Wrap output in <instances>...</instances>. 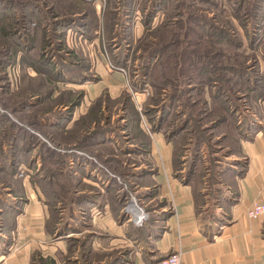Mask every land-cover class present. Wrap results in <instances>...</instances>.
<instances>
[{
  "label": "rangeland",
  "instance_id": "1",
  "mask_svg": "<svg viewBox=\"0 0 264 264\" xmlns=\"http://www.w3.org/2000/svg\"><path fill=\"white\" fill-rule=\"evenodd\" d=\"M28 2L0 11L1 138L17 132L15 153L41 183L51 235L63 241L54 263L109 264L114 252L90 246L88 198L99 200L100 213L106 205L115 219L131 220L134 200L144 220L133 223L151 225L150 212L162 206L139 201L135 185L147 184L131 172L158 157L154 138L165 144L188 120L175 160L199 158L194 144L201 143L202 157L207 151L209 160L229 164L240 159L238 140L264 134L257 116L264 106V0ZM22 15L28 43L3 33ZM218 101L238 111L237 118L225 115L232 126H210L224 115L214 111ZM97 172L112 178L107 186Z\"/></svg>",
  "mask_w": 264,
  "mask_h": 264
},
{
  "label": "crops",
  "instance_id": "2",
  "mask_svg": "<svg viewBox=\"0 0 264 264\" xmlns=\"http://www.w3.org/2000/svg\"><path fill=\"white\" fill-rule=\"evenodd\" d=\"M258 110L259 124L264 126V106ZM182 132L169 135L165 144L154 138L158 157L153 156L148 166L141 165L151 170L131 172L147 184L135 185L139 201L145 207L153 202L162 206V213L150 212L151 225L137 226L120 215L115 219L106 205L100 213L94 208L99 200L88 198L92 250L106 255L114 252L109 264H155L177 251L182 254L181 264H264V221L246 215L252 202L264 201V134L238 140L240 159L228 164L209 160L207 151L202 157L203 145L195 150L199 158L189 161L184 156L176 161L175 143ZM15 133L7 140L0 134V264H37L51 257V249L56 263L62 237L53 240L47 198L26 160L15 153ZM16 161L18 167H14ZM21 171L25 173L22 178L17 176ZM97 173L96 179L106 186L112 180ZM84 181L91 184L90 178ZM137 211L135 220L141 214ZM68 228L72 226L67 224Z\"/></svg>",
  "mask_w": 264,
  "mask_h": 264
},
{
  "label": "trees",
  "instance_id": "3",
  "mask_svg": "<svg viewBox=\"0 0 264 264\" xmlns=\"http://www.w3.org/2000/svg\"><path fill=\"white\" fill-rule=\"evenodd\" d=\"M16 3H18L19 5H23V3L24 4H27V3H29L28 2V0H0V11H5V9L6 8H13L14 6L15 7H17V6H19L18 4H16ZM6 10H8V9H6ZM21 16H19L18 18H20ZM22 17H24V20H23V18H22V21H21V19L18 21V24L15 26L14 25V23H12L11 25H8V27L6 28V32H5V30H3L4 32V34H6L7 36H9V37H11V38H13V37H15V36H19V38L20 37H23L24 38V40L25 41H27V43H28V39H27V35H26V30H27V27H26V17L25 16H23L22 15ZM85 19V18H84ZM94 21V19H92L91 20V22H93ZM85 23H86V26L87 27H89V26H91L92 24L91 23H88V21L86 20L85 21ZM255 42V41H254ZM27 43H26V46H27ZM161 52H162V56H164V51H163V49H161ZM160 51H158V56H159V53H161ZM10 54H8V56H9ZM173 61V60H172ZM0 62H1V59H0ZM158 62H159V60H158ZM158 62H157V64L156 65H154V69H156L157 71H158ZM9 63H11L10 61H9ZM2 65V64H1ZM174 67H176V65L174 64ZM169 79H167V80H164V82H167ZM182 81H184V80H182ZM171 101L173 100V101H175V97H170L169 98ZM215 100H218V99H215ZM223 100V99H222ZM221 101V100H220ZM218 103H221V102H217V104H216V107H215V109H214V111L215 112H217V114L218 115H220L221 113H224V115H222L221 117H219V118H216V121H214V122H212L211 123V125L210 126H215V127H217L218 125H224L225 126V128H226V126L228 127L229 125H233L234 123V119L232 118V117H227V116H225L226 114H230V115H232V116H236L237 115V112L238 111H234L233 109H232V111H230V112H228V110H226V109H224L222 106H220V104H218ZM237 110V109H236ZM236 118H237V116H236ZM185 121H188V120H185ZM184 121V122H185ZM183 122V123H184ZM200 123H201V121H200ZM235 125H238V123L236 124V122H235ZM195 127V126H194ZM203 129H207V124L204 126V127H202ZM182 129L181 128H178V131H173L170 135H172V134H174V133H177V132H180ZM10 135H11V133L8 135V139L10 138ZM198 138H199V135H198ZM197 138V139H198ZM144 141V140H143ZM201 143H195L194 145L197 147L198 146V148H199V145H200ZM195 150H198L197 148L196 149H194V151ZM18 162L16 161L15 162V166L14 167H18V165H16ZM43 168H46L45 167V165H44V162L42 161V163H41V169L42 170H44ZM46 171L45 172H48V170H47V168L45 169ZM48 202V201H47ZM47 205H48V208L50 207L49 206V203H47ZM122 205H124V203L122 202ZM49 214H50V218H51V211L49 210ZM50 223V222H49ZM50 226H51V233L53 232V229H52V226L54 225H51V223L49 224ZM43 261V260H42ZM41 261V262H42ZM114 263V262H113ZM112 263V264H113ZM43 264H55L54 263V260H51V259H48V260H46V261H43Z\"/></svg>",
  "mask_w": 264,
  "mask_h": 264
},
{
  "label": "built area",
  "instance_id": "4",
  "mask_svg": "<svg viewBox=\"0 0 264 264\" xmlns=\"http://www.w3.org/2000/svg\"><path fill=\"white\" fill-rule=\"evenodd\" d=\"M17 176L20 178L24 177L23 171H21ZM130 201L135 204L134 200H130ZM127 211H128V205H127ZM246 215L249 219L260 218L264 221V201L261 203L257 201L252 202L249 208L247 209ZM131 218H132V221L138 223L139 225H141L144 220L142 219L143 218L142 211H141L140 216L137 218V220L134 219L133 215H131ZM181 256H182L181 252L177 251L176 253L169 255L168 257L162 259L161 261L155 264H181Z\"/></svg>",
  "mask_w": 264,
  "mask_h": 264
},
{
  "label": "bare ground",
  "instance_id": "5",
  "mask_svg": "<svg viewBox=\"0 0 264 264\" xmlns=\"http://www.w3.org/2000/svg\"><path fill=\"white\" fill-rule=\"evenodd\" d=\"M128 209L130 213H132L133 216L137 217V214H138L137 207L133 202H130L128 204Z\"/></svg>",
  "mask_w": 264,
  "mask_h": 264
},
{
  "label": "flooded vegetation",
  "instance_id": "6",
  "mask_svg": "<svg viewBox=\"0 0 264 264\" xmlns=\"http://www.w3.org/2000/svg\"><path fill=\"white\" fill-rule=\"evenodd\" d=\"M188 125H189V121H185V122L182 124V126H181L182 130H185V128H186Z\"/></svg>",
  "mask_w": 264,
  "mask_h": 264
}]
</instances>
